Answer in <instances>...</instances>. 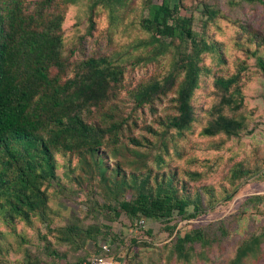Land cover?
I'll return each instance as SVG.
<instances>
[{
  "label": "trees",
  "instance_id": "16d2710c",
  "mask_svg": "<svg viewBox=\"0 0 264 264\" xmlns=\"http://www.w3.org/2000/svg\"><path fill=\"white\" fill-rule=\"evenodd\" d=\"M213 1L0 0V264L115 260L127 231L134 246L159 250L155 264L211 261L226 229L181 225L233 201L254 177L236 165L221 184H203L201 172L175 166L180 141L201 123L195 98L205 77L212 78L213 102L199 135L231 141L251 126L247 63L223 75L213 69L212 62L228 64L223 44L210 33L221 15ZM244 1L264 6V0ZM75 5L86 8L89 36L105 17L109 42L123 43L72 61L65 24ZM238 24L256 44L247 52L264 76V37L251 24ZM85 39L78 43L81 55ZM150 65L157 71L132 88L134 72ZM166 100L169 111L157 115V127L145 122L146 135H135L140 119L155 116ZM87 170L97 179L90 186ZM67 198L87 211L60 224L53 204L64 206ZM25 229H37L38 239ZM263 259L264 224L238 244L229 264Z\"/></svg>",
  "mask_w": 264,
  "mask_h": 264
},
{
  "label": "rangeland",
  "instance_id": "374dc122",
  "mask_svg": "<svg viewBox=\"0 0 264 264\" xmlns=\"http://www.w3.org/2000/svg\"><path fill=\"white\" fill-rule=\"evenodd\" d=\"M213 3L218 5L221 15L215 23L209 25L210 33L223 44L224 54L228 59L227 66L219 67L215 62H212L213 69L223 75L226 72L235 71L238 65L247 63V70L244 72L245 94L248 107L247 113L252 116L251 126L249 131L243 134L240 139L231 141H226L224 138L208 139L199 135L206 121V110L213 102L209 96L212 88V78L211 76L205 77L195 98L201 123L196 124L195 129L180 141L182 156L175 159V166L201 172L203 174L201 181L203 184H221L226 180L229 171L236 165H242L246 169L253 170L254 177L249 179V183L233 201L219 205L214 212L203 215L197 220L184 222L181 225V227L190 228L208 227L213 224L216 228L224 227L228 233L222 245L212 253L210 262L196 264H229L238 244L254 232L259 231V227L264 224V201H260L258 198L259 195H264V76L255 58L249 56L250 54L247 52L248 47L255 50L256 44L248 42L250 34L243 31L238 24L249 23L253 29L264 37V6L258 5L255 8L254 4L244 0H214ZM186 4L191 6V0H186ZM204 21L205 18H201V26ZM88 26L86 8L82 5L72 6L65 24V54L72 61H79L84 56L89 57L95 53L101 54L113 51L119 47V44L123 43L119 38H114L112 43L109 42L111 29L105 17L98 19V30L94 32L92 37L88 35ZM81 37H86V55H81L82 47L78 44ZM238 42L241 46H237ZM74 51L75 53L71 54ZM262 55H264V48ZM209 63L211 66L210 59ZM157 69L158 66L155 65L148 66V69H137L131 79V87H136L139 81L155 73ZM122 98L128 99V93L124 92ZM169 107L170 104L166 100L159 106L160 112H157L155 116L151 113L144 115L139 122L142 123L141 126L139 125L134 130V134L146 135L142 130L145 122L147 125L157 127V115H165L169 111ZM224 141L226 143L220 149H212L216 144ZM213 144L214 146H212ZM82 174L88 186L97 182V179H94L88 170L83 171ZM67 199L64 206L59 205L57 201L53 204L55 209H59L62 213L60 214L62 217L58 221L60 224L72 218L73 215L83 216L87 211V205L80 200ZM1 227L4 226L1 225ZM25 232L28 233L30 239H38L37 229L30 231L25 229ZM127 235L128 239L122 244L120 252L116 256V264H155L158 261L159 250H145L142 247L134 246L131 232L127 231ZM33 243L37 242L33 241ZM158 245L162 244L158 243ZM22 257L23 255L20 256V259ZM158 264L180 263L173 261ZM248 264H264V259L260 263L251 261Z\"/></svg>",
  "mask_w": 264,
  "mask_h": 264
},
{
  "label": "built area",
  "instance_id": "2783aa9c",
  "mask_svg": "<svg viewBox=\"0 0 264 264\" xmlns=\"http://www.w3.org/2000/svg\"><path fill=\"white\" fill-rule=\"evenodd\" d=\"M145 222L142 221L141 225H144ZM103 251L105 254H109L111 249L108 246H103ZM80 264H116L115 260L109 259L107 260L104 256H94L90 261H84Z\"/></svg>",
  "mask_w": 264,
  "mask_h": 264
}]
</instances>
